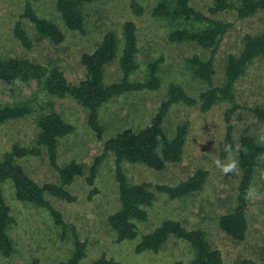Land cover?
Segmentation results:
<instances>
[{"label":"rangeland","instance_id":"374dc122","mask_svg":"<svg viewBox=\"0 0 264 264\" xmlns=\"http://www.w3.org/2000/svg\"><path fill=\"white\" fill-rule=\"evenodd\" d=\"M28 1L33 3L39 17L53 21L60 27L65 40L58 47L52 46L50 41L33 40L32 49H25L14 38L13 29L23 13L26 0H0L2 59L19 58L47 65L50 69L57 68L71 83L79 84L85 78L80 61L81 55L94 52L107 33H116L121 39L123 24L131 21L137 25L139 38L137 62L140 70L129 78L143 80L147 65L156 60H163L159 71L162 84L158 91L125 94L111 100L101 109L103 142L124 130L149 125L170 84L181 85L195 99H198L205 89V86L185 68V60L195 55L208 57L210 53L192 44H176L169 41L171 31L182 28V23L173 26L170 22L155 19L152 10L159 0H139L143 7L142 15L133 13L129 0H105L86 6L88 15L86 37L63 25L56 10V0ZM212 1L194 0L193 6L212 19L234 24L215 55V82L221 85L224 80L226 59L230 54L240 53L244 36L264 32V12L246 20H237L236 13L231 11L210 16L208 10ZM23 24L26 26L29 22L23 21ZM121 55L120 50L116 59L105 70L104 80L107 85L119 82L123 77L120 67ZM236 94L237 104L241 106L264 107V60L256 61L249 68L247 75L238 84ZM25 101H30V106H34L36 112L26 119L0 125V159L15 144L32 146L38 131V118L48 114L51 109L48 106L44 110L38 108V105H45L48 100L36 82L30 86L18 83L10 87L0 81V104ZM229 107L227 103H220L207 113H202L197 106L190 108L175 105L171 109L165 124L170 137L175 135L179 125L189 124V137L181 164L169 165L162 172L154 171L142 164H123L130 182L134 184L175 186L199 169L209 173L204 189L192 197L172 201L167 196L157 193L156 201L148 211V219L135 223L138 239L118 242L107 225V218L120 208L113 157H108L101 164L95 181L97 195L90 196L92 188L88 186L85 178H82L71 187L73 195L78 198L75 203L69 204L49 198L55 208L64 214L66 220L77 227L81 240L87 243L86 256L80 264H92L102 257H106L114 264L188 263L194 256L190 244L173 237L159 253L136 252L141 237L156 231L168 220L180 221L189 229H202L209 243L221 251L224 264H240L243 260L262 263L264 166L257 170L254 179L253 187L257 190V195L248 199V232L245 242L236 244L228 240L218 227L219 218L235 209V197L241 175L240 172L239 175H224L216 164L217 160L227 163V159L221 160L220 149L226 129L224 114ZM53 108L75 127L72 135L60 140L58 164L64 166L77 162L89 170L96 156L102 153L104 144L88 128L86 111L72 100L57 101ZM233 126L235 141L239 142L242 137L251 136L264 143V123H260L251 113L238 111L233 117ZM18 163L38 184L54 183L57 180L56 172L52 170L44 156L19 160ZM3 189L11 215L16 222L11 231L16 254L9 260L0 257V264H30L35 259L39 264H62L68 261L73 254L72 244L70 241L63 243L59 241L47 213L19 202L10 182H6Z\"/></svg>","mask_w":264,"mask_h":264},{"label":"trees","instance_id":"16d2710c","mask_svg":"<svg viewBox=\"0 0 264 264\" xmlns=\"http://www.w3.org/2000/svg\"><path fill=\"white\" fill-rule=\"evenodd\" d=\"M38 0H33L36 2ZM105 0H56V10L63 25L86 37V6ZM130 8L136 15L143 14L139 0H129ZM194 0H159L153 7L152 16L160 21L174 25L182 23V28L169 34V41L176 44H192L209 52L208 57L199 55L186 58V69L205 86L199 98L195 99L179 84H170L164 100L150 120L149 125L139 129H127L115 137L103 142L104 127L100 122L101 109L111 100L133 92L158 91L161 87L159 76L162 59L147 65L143 80L130 79L140 66L137 62L139 38L137 25L131 21L122 27V37L107 33L94 52L83 53L80 61L85 71V78L79 84L71 83L63 72L57 68L34 63L19 58H0V81L10 87L23 83L30 86L36 82L48 102L38 105L40 110L50 107L48 114H43L37 121V135L32 146L13 145L0 159V257L12 259L16 254L12 239V227L16 225L7 204L3 185L10 182L15 190L17 200L26 206L42 210L52 220V226L59 241H70L73 247L72 257L62 264H80L86 256L87 243L81 240L79 231L70 224L64 214L55 208L51 199L73 204L78 198L73 195L71 187L78 180L85 178L92 188L90 196L97 195L95 181L101 164L108 157L114 159L115 181L118 190L119 210L107 218V225L115 234L118 242L134 241L139 234L135 223L146 221L148 211L156 201V194L161 193L172 201H179L201 192L209 178L206 170L199 169L189 178L175 186L153 185L149 183L134 184L130 182L123 168L124 163L142 164L154 171H165L169 165H179L184 160L185 148L189 137V124L179 125L173 137L166 131L165 124L171 109L175 105L197 106L202 113L210 112L220 103L230 105L224 114L225 136L220 149L221 160L227 159L225 144L233 146L240 169V182L235 197V209L222 215L218 221L220 231L232 242H245L248 232V199L246 189L253 187L255 175L264 166V143L251 136H244L239 142L234 139L233 117L238 111H246L264 123V107L241 106L237 104L236 88L247 75L249 68L258 60H264V32L247 34L242 41L238 55L230 54L226 59L224 80L221 85L215 82V55L233 23L210 18L206 13L193 6ZM235 12L237 20H246L264 12V0H213L209 7L210 16L226 12ZM29 22V25H24ZM14 38L25 49H32L33 40L47 42L54 47L60 46L65 36L55 22L38 16L33 3L26 4L19 21L13 29ZM121 50L120 67L123 77L119 82L107 85L104 80L105 70L116 59ZM72 100L86 111V123L95 137L103 142V151L96 156L94 163L86 169L85 165L71 162L58 164L60 140L72 135L75 127L68 123L61 113L54 110L57 101ZM30 101L16 104H0V125L26 119L36 112ZM238 146V148H237ZM46 157L50 167L56 172L54 183L43 185L35 182L18 161L27 158ZM88 173V175H87ZM90 197V198H91ZM176 238L190 244L194 251L188 263L177 264H224L220 250L214 248L206 239L202 229H189L182 222L165 221L156 231L143 235L136 252L159 253L167 241ZM262 263L243 260L240 264H264V238L261 245ZM30 264H39L37 259ZM92 264H114L102 257Z\"/></svg>","mask_w":264,"mask_h":264},{"label":"clouds","instance_id":"9594fccd","mask_svg":"<svg viewBox=\"0 0 264 264\" xmlns=\"http://www.w3.org/2000/svg\"><path fill=\"white\" fill-rule=\"evenodd\" d=\"M238 148V146H237ZM224 152L227 154V163H221L219 160L216 161L218 167L221 168L224 175L233 174L239 175V161L234 154L233 146L231 144H225ZM257 195L255 187L250 186L246 189V197L249 199L254 198Z\"/></svg>","mask_w":264,"mask_h":264}]
</instances>
